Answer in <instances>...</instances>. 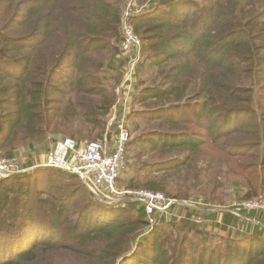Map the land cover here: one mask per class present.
Masks as SVG:
<instances>
[{
	"label": "trees",
	"instance_id": "1",
	"mask_svg": "<svg viewBox=\"0 0 264 264\" xmlns=\"http://www.w3.org/2000/svg\"><path fill=\"white\" fill-rule=\"evenodd\" d=\"M127 1L0 0L3 156L30 153L33 163L59 139L104 137L124 73ZM135 1L145 5L137 12L130 5L143 56L135 114L157 122L141 141L166 157L137 167L134 177L145 181L127 187L175 198L160 176L187 170L208 147L234 162L232 147L246 157L264 151V0ZM196 108V119L180 114ZM205 122L206 132L188 129ZM261 160L253 181L236 163L249 198L264 188V152ZM83 187L78 175L52 167L0 177V264H264L262 211L227 210L228 234L202 237L197 226L208 228L215 208L179 216L174 204L151 224L141 202L108 203ZM193 232L201 246L185 235ZM171 241L191 246L178 258Z\"/></svg>",
	"mask_w": 264,
	"mask_h": 264
},
{
	"label": "rangeland",
	"instance_id": "2",
	"mask_svg": "<svg viewBox=\"0 0 264 264\" xmlns=\"http://www.w3.org/2000/svg\"><path fill=\"white\" fill-rule=\"evenodd\" d=\"M194 1L201 2V0H194ZM128 3L131 4L134 12H137L140 8L142 9V7L145 6L144 4L141 5H139L138 3L136 4L135 0H128L127 4ZM127 9H125L124 12ZM129 10L131 11V8H129ZM119 56L122 58L124 64V68H123L124 73L122 72L120 83L122 84L126 78H129L130 81L128 83L131 85L130 87L131 89L126 88V89H122L121 91H118L117 89V93L119 96L116 95L117 97L116 103L112 109V113L108 121V128L103 138L107 139L108 145L110 147L113 146L117 137L118 123L123 118L125 119L129 130L130 129L132 130L130 131L131 142L129 144L128 154L126 158V168L121 174V180L117 181L116 184L117 187L120 189H142V188L127 187L130 185H136L138 182L143 183L145 181V177L142 176L134 177L135 175H137L136 172L137 167L145 163H154L159 158L161 159L165 158L166 155H161L159 152L155 150H151L148 144L149 142L141 141V139L145 137V134L147 132L157 127V122L136 117L135 114V111L140 109L141 107L140 104L135 103L134 95L137 91L136 85L139 84L140 76L138 73V67L143 59L142 52H141L140 61L135 66L134 71H130L129 69L128 60L126 58L127 55L125 56V54L121 51ZM148 70L149 68L145 64L141 75L148 77L150 75L148 74ZM121 84L119 86H121ZM198 113L199 110L197 108L193 109L192 111L185 109L180 112L181 115H185V114L194 115L195 119L197 118ZM188 129L190 131L206 132V122L205 125L202 127H198V125H196L195 123H190L188 125ZM60 140L62 139L57 140L55 143L52 144V146ZM48 151H45L40 155L33 157V163H26L30 159V153L25 154L24 152H21L18 155H16V157L14 158L15 166L17 164L18 169L22 171L21 173L25 171L34 172L36 169H38L39 165L45 161L46 154ZM239 151H241V149H238L236 147L230 148L229 152H232L233 153L232 155L238 156V158H236L237 159L236 162H234V161H227L226 158L220 156L215 151V148L208 147L207 154L201 156L198 163H191V166L187 170L171 171L165 176H160V179L163 181L162 184L165 185V190H167L170 194H172L171 197L175 196V198L172 199H177L176 200L177 202L174 205V207H176L175 214L182 216L186 212L185 208H194V207L197 208L203 207V210H205L206 212H208L209 209L216 208L218 210L219 209L224 210L222 212H225L227 210L230 211L234 210L236 211V213H238V210L236 209L237 206L235 204L241 201L251 200V199H257L258 201L261 200L260 202L264 204V188H262V191L259 192L258 195L249 198L251 196H247V194L250 193V191L246 186H244L243 180L240 182L241 178L237 174V168H236V163H240L243 168L247 165L248 166L247 173L250 176V181H253L255 178L253 175L255 170H252V168L257 167L259 169L262 166L263 161L261 160V156L263 155L264 151H262L261 149L251 150L249 152V156L247 157L238 154ZM211 153H213V155H209ZM2 154L3 153L0 150V161L5 157ZM143 171L146 172L147 168H144ZM152 173H158V171L154 169L152 170ZM7 176L9 175H4V176L2 175L0 177H7ZM75 182L79 186L82 185L79 180H75ZM85 189L88 191L90 190L89 188H85ZM99 197L106 199L105 201H107L108 203L119 202L115 200L113 202H110V199L106 197L103 196H99ZM213 197H215L216 201L212 200ZM243 198H248V199H243ZM127 199L131 201H135L134 199H131L130 197L126 196L123 197L120 200V202L121 201L123 202ZM211 202L214 204H212ZM202 212L204 213V211ZM197 218L202 219L201 216H197ZM190 221L192 222V219H190ZM193 221L196 223L203 224L202 221L201 222L195 221V218L193 219ZM197 227H198L197 232L201 233L202 237L203 236L208 237L209 228H202L201 226H197ZM218 233H221L223 236L228 234V233H224V231ZM181 235L182 234L180 233L179 237H181ZM185 235L197 241V243L201 246V241L199 240L201 238L197 233L193 232ZM217 235L222 236L220 234ZM170 246L172 247V249H174V254L179 258L181 255L180 254L181 248L189 249L191 245L189 244L188 241L184 242V244L180 242L171 241L169 242L167 247Z\"/></svg>",
	"mask_w": 264,
	"mask_h": 264
},
{
	"label": "built area",
	"instance_id": "3",
	"mask_svg": "<svg viewBox=\"0 0 264 264\" xmlns=\"http://www.w3.org/2000/svg\"><path fill=\"white\" fill-rule=\"evenodd\" d=\"M129 8L124 12L122 18L121 48L125 56L127 55L130 71H134L141 58L142 42L134 25L129 20L131 12ZM129 81L130 79L126 78L118 87V91L130 88ZM130 138V130L123 118L118 123L117 137L113 146L108 145L106 138L78 144L75 139L66 137L51 147L46 154L45 161L39 167H52L74 173L85 182L94 194L106 197L110 199V202L120 201L126 196L139 201L144 205L149 221L153 224L155 221L153 215L158 212L167 213L172 205L176 204L177 199L169 198L161 191L117 187L116 183L126 168L125 153ZM14 162V158L4 157L0 161V176L22 172ZM260 201L251 199L235 205L238 211L244 209L264 212V204ZM233 212L236 213L234 210ZM196 218L195 221H202V219Z\"/></svg>",
	"mask_w": 264,
	"mask_h": 264
},
{
	"label": "crops",
	"instance_id": "4",
	"mask_svg": "<svg viewBox=\"0 0 264 264\" xmlns=\"http://www.w3.org/2000/svg\"><path fill=\"white\" fill-rule=\"evenodd\" d=\"M222 211H224V210H221V209L218 210L216 208L211 211L212 213L215 212L216 214H215L214 219L211 222H209L208 228H209V231H211L212 233H214L216 235L217 234L222 235L221 233H218V232L224 231V233H227L228 230H230V228L228 226H225L223 224V217H224L225 212H222ZM235 214L240 215L239 212L235 213ZM262 214H264V212H262Z\"/></svg>",
	"mask_w": 264,
	"mask_h": 264
}]
</instances>
